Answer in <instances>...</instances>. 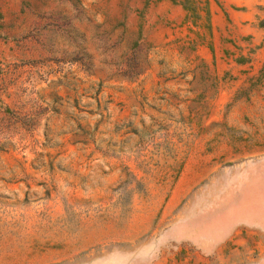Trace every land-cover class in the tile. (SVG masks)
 Listing matches in <instances>:
<instances>
[{"label": "rangeland", "instance_id": "1", "mask_svg": "<svg viewBox=\"0 0 264 264\" xmlns=\"http://www.w3.org/2000/svg\"><path fill=\"white\" fill-rule=\"evenodd\" d=\"M215 2L0 0V264H264V89L212 40L264 0Z\"/></svg>", "mask_w": 264, "mask_h": 264}, {"label": "crops", "instance_id": "2", "mask_svg": "<svg viewBox=\"0 0 264 264\" xmlns=\"http://www.w3.org/2000/svg\"><path fill=\"white\" fill-rule=\"evenodd\" d=\"M208 3V10H210L211 17H212V24L214 26H222L226 27L228 24L224 19L223 15H217L218 12L215 0H206ZM226 6L230 7L232 4H237L238 0H224ZM181 5H177L176 10L180 11L182 7ZM234 18V24L240 23L239 14H234L232 16ZM214 41V45L216 46V59L219 65L218 74L222 76L224 74V70H231V73L234 75L238 81L234 82L236 84H241L243 89L252 90V93L255 94L258 91H262L264 89V39H252V48L251 52H247V50L243 51L240 49L239 52L234 56L236 58L235 61L229 60V62L234 63L236 67L231 66L233 69L226 67V56H223L224 60H221L222 55L219 54V46H220V39H212ZM229 41L224 42L221 47L229 50L233 44L232 40H234L235 45L238 44L236 41L237 39H228ZM240 40V39H238ZM202 51L201 54L202 58H207V50L205 46H200ZM229 54V57H233ZM241 56V57H240ZM240 57V59H239ZM223 68V69H222ZM226 240V237L224 238ZM223 239V240H224ZM222 240V241H223ZM221 241V242H222Z\"/></svg>", "mask_w": 264, "mask_h": 264}, {"label": "trees", "instance_id": "3", "mask_svg": "<svg viewBox=\"0 0 264 264\" xmlns=\"http://www.w3.org/2000/svg\"><path fill=\"white\" fill-rule=\"evenodd\" d=\"M184 7H185L186 10H188V11H190V12H192V13H194V14L196 13V11H195L194 8H188V7L185 6V5H184ZM207 12H208V10H207ZM208 15H209V13H208Z\"/></svg>", "mask_w": 264, "mask_h": 264}]
</instances>
